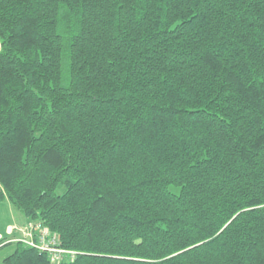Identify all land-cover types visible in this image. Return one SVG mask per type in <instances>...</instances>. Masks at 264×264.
Instances as JSON below:
<instances>
[{
	"label": "trees",
	"instance_id": "1",
	"mask_svg": "<svg viewBox=\"0 0 264 264\" xmlns=\"http://www.w3.org/2000/svg\"><path fill=\"white\" fill-rule=\"evenodd\" d=\"M0 42V203L61 264H264V0H0Z\"/></svg>",
	"mask_w": 264,
	"mask_h": 264
},
{
	"label": "built area",
	"instance_id": "2",
	"mask_svg": "<svg viewBox=\"0 0 264 264\" xmlns=\"http://www.w3.org/2000/svg\"><path fill=\"white\" fill-rule=\"evenodd\" d=\"M27 233L23 238L16 241L24 243L26 246L47 253L52 263L61 264L63 262H73L78 255L77 252L65 250L59 247L57 236L46 229L42 224L36 223L26 228Z\"/></svg>",
	"mask_w": 264,
	"mask_h": 264
},
{
	"label": "crops",
	"instance_id": "3",
	"mask_svg": "<svg viewBox=\"0 0 264 264\" xmlns=\"http://www.w3.org/2000/svg\"><path fill=\"white\" fill-rule=\"evenodd\" d=\"M16 212L17 211L13 208L10 203H0V244L2 242L6 244L14 240L15 238H23L25 236L26 226L28 222L23 216H16Z\"/></svg>",
	"mask_w": 264,
	"mask_h": 264
},
{
	"label": "rangeland",
	"instance_id": "4",
	"mask_svg": "<svg viewBox=\"0 0 264 264\" xmlns=\"http://www.w3.org/2000/svg\"><path fill=\"white\" fill-rule=\"evenodd\" d=\"M15 214H16V216H22L18 212H16ZM34 224H36V222H30V223L28 222L26 228H30V226L34 225ZM26 233H27V231H26ZM16 248H17L16 244L7 245V246L1 248L0 249V264H4V259L9 257L10 255H12L15 252Z\"/></svg>",
	"mask_w": 264,
	"mask_h": 264
}]
</instances>
